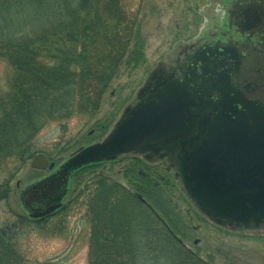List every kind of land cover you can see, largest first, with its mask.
<instances>
[{
    "label": "water",
    "instance_id": "95a60500",
    "mask_svg": "<svg viewBox=\"0 0 264 264\" xmlns=\"http://www.w3.org/2000/svg\"><path fill=\"white\" fill-rule=\"evenodd\" d=\"M251 17L248 25L258 23ZM213 38L179 43L148 72L100 142L24 186L18 198L28 216L60 209L76 171L133 156L171 173L212 225L264 234V53L253 59L254 49ZM53 166L42 154L30 162L41 171Z\"/></svg>",
    "mask_w": 264,
    "mask_h": 264
},
{
    "label": "trees",
    "instance_id": "16d2710c",
    "mask_svg": "<svg viewBox=\"0 0 264 264\" xmlns=\"http://www.w3.org/2000/svg\"><path fill=\"white\" fill-rule=\"evenodd\" d=\"M134 23L121 0H0V58L11 72L0 94V162L14 158L19 170L37 154L31 140L45 124L92 118ZM146 179L135 195L100 174L79 189L72 205L88 218L91 264H155L152 254L167 251L170 264H200L187 259L173 235L177 214L155 201ZM10 180L0 184V200ZM29 223L11 215L0 224V264L18 263L9 250Z\"/></svg>",
    "mask_w": 264,
    "mask_h": 264
},
{
    "label": "rangeland",
    "instance_id": "374dc122",
    "mask_svg": "<svg viewBox=\"0 0 264 264\" xmlns=\"http://www.w3.org/2000/svg\"><path fill=\"white\" fill-rule=\"evenodd\" d=\"M121 4L135 22V37L96 112L92 118L74 117L64 127L61 122H48L31 140L37 154H47L53 162L60 164L79 148L101 141L132 102L148 72L179 43L212 40L203 39L211 26L202 28L205 18L194 15L186 0H121ZM10 76L7 64L0 58V94L6 93ZM29 162L19 170L14 158L0 162V184L11 178L6 197L0 200V224L11 215L27 219L19 202V190L48 174L31 169ZM97 174L109 178L130 195L144 190L139 180L147 178L155 201L172 208L177 214L174 217L180 220V231L174 229L173 235L208 264H264L263 233L237 234L216 228L189 206L164 169L126 157L77 172L70 180L63 212L43 223L25 224L19 232V239L9 250L18 256L17 264H91L88 218L72 202L85 182ZM152 258L155 264H170L174 259L169 251L152 254Z\"/></svg>",
    "mask_w": 264,
    "mask_h": 264
},
{
    "label": "flooded vegetation",
    "instance_id": "af4514ba",
    "mask_svg": "<svg viewBox=\"0 0 264 264\" xmlns=\"http://www.w3.org/2000/svg\"><path fill=\"white\" fill-rule=\"evenodd\" d=\"M189 9L196 16L205 18L202 28L211 26L210 32L206 37L220 41L221 43L231 42L237 46H245L254 49L253 59H259L264 53V0H186ZM259 16L258 23L247 24L249 17L253 19ZM247 19V20H246ZM204 38V39H205ZM255 52V53H254ZM245 57V55H242ZM50 158V157H49ZM49 162H52L49 160ZM48 176L58 169V162ZM143 164V163H141ZM146 165V164H145ZM63 206L53 212L49 217L57 215L64 209ZM31 221H40L32 219ZM175 237V236H174ZM177 239V237H175ZM178 243L181 241L177 239ZM182 245V244H181ZM181 249L187 254L188 260H193L200 264H208L201 260L194 252L187 249L183 245ZM196 259V260H195Z\"/></svg>",
    "mask_w": 264,
    "mask_h": 264
}]
</instances>
